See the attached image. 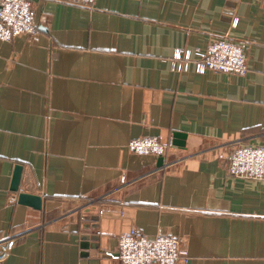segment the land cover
<instances>
[{
	"label": "crops",
	"instance_id": "0c3cea01",
	"mask_svg": "<svg viewBox=\"0 0 264 264\" xmlns=\"http://www.w3.org/2000/svg\"><path fill=\"white\" fill-rule=\"evenodd\" d=\"M33 8L36 36L0 39V240L21 235L0 264H123L133 228L178 237L190 264H264V180L228 169L235 142L264 145V0ZM226 34L245 75L176 57ZM138 137L170 146L135 154ZM17 165L42 208L19 203Z\"/></svg>",
	"mask_w": 264,
	"mask_h": 264
},
{
	"label": "built area",
	"instance_id": "2783aa9c",
	"mask_svg": "<svg viewBox=\"0 0 264 264\" xmlns=\"http://www.w3.org/2000/svg\"><path fill=\"white\" fill-rule=\"evenodd\" d=\"M58 1L91 6L97 0ZM237 23L238 18L235 17L232 25L236 26ZM38 32L33 0H0V39L11 41L22 35L34 37ZM176 57L187 63L195 61L199 71L212 70L238 75H245L249 71L245 43L232 39L228 34L215 38L204 50L196 49L194 53L187 50L183 54L179 51ZM169 146L170 143L154 137H138L129 142L130 151L139 155L164 156ZM228 169L235 177L264 180V145L235 142ZM20 236L11 235L0 240V263L7 257L10 243ZM118 243L119 259L123 264H190L182 241L173 235L149 237L133 228L121 234Z\"/></svg>",
	"mask_w": 264,
	"mask_h": 264
},
{
	"label": "water",
	"instance_id": "95a60500",
	"mask_svg": "<svg viewBox=\"0 0 264 264\" xmlns=\"http://www.w3.org/2000/svg\"><path fill=\"white\" fill-rule=\"evenodd\" d=\"M22 172H23L22 165H17L14 171L11 189L19 193L18 194L19 203L29 205L36 209L42 208L43 198L40 195L20 191ZM85 226L90 227V225H85ZM92 238L97 239V237L94 236H92Z\"/></svg>",
	"mask_w": 264,
	"mask_h": 264
}]
</instances>
